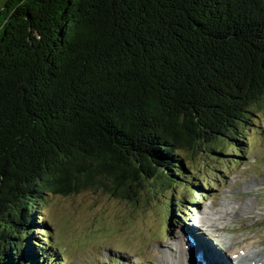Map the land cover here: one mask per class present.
<instances>
[{
    "label": "trees",
    "instance_id": "1",
    "mask_svg": "<svg viewBox=\"0 0 264 264\" xmlns=\"http://www.w3.org/2000/svg\"><path fill=\"white\" fill-rule=\"evenodd\" d=\"M258 121L264 0H7L0 264H59L49 194L103 188L136 205L158 182L194 197L220 180L187 162L222 147L246 157Z\"/></svg>",
    "mask_w": 264,
    "mask_h": 264
},
{
    "label": "rangeland",
    "instance_id": "2",
    "mask_svg": "<svg viewBox=\"0 0 264 264\" xmlns=\"http://www.w3.org/2000/svg\"><path fill=\"white\" fill-rule=\"evenodd\" d=\"M6 1L0 0V9ZM248 141L244 158L222 147V155L204 151L187 162L198 177L220 180L214 187L204 182L205 190L194 197L186 196L183 187L158 182L147 186L136 205L103 188L49 194L40 215L53 229L59 264H67L62 256L70 264H234L223 241L234 236L252 239V246L264 249V127L259 121ZM200 194H205L203 200ZM187 199L201 200L192 204ZM180 200L191 210L187 219L175 205L171 208ZM201 214L217 220L203 219L198 228L193 220ZM180 236L186 240L180 242Z\"/></svg>",
    "mask_w": 264,
    "mask_h": 264
},
{
    "label": "bare ground",
    "instance_id": "3",
    "mask_svg": "<svg viewBox=\"0 0 264 264\" xmlns=\"http://www.w3.org/2000/svg\"><path fill=\"white\" fill-rule=\"evenodd\" d=\"M204 215L202 216L201 214V216H199V220L201 222H204L203 219H205L206 223L211 220H217L215 216L211 218ZM187 239L190 238L187 237ZM179 240L181 242L186 240V238H184V236H180ZM223 241H225L226 244L225 250L227 254L233 257L234 261L232 262L234 264H264V249L252 246V244L256 243V241L248 239L247 237L241 240L235 236L230 239H224Z\"/></svg>",
    "mask_w": 264,
    "mask_h": 264
}]
</instances>
